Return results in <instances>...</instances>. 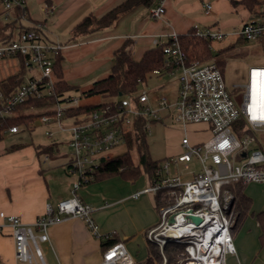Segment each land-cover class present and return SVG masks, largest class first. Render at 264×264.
<instances>
[{"label":"built area","instance_id":"built-area-1","mask_svg":"<svg viewBox=\"0 0 264 264\" xmlns=\"http://www.w3.org/2000/svg\"><path fill=\"white\" fill-rule=\"evenodd\" d=\"M24 3L25 0H1L2 20L10 21L12 8L24 6ZM211 9V3H206V12ZM164 12V3L150 9L151 15L156 18ZM193 28L197 35L211 41L221 40L226 35L215 26L195 25ZM238 34L246 41L258 40L264 36V22L249 20ZM169 41L164 43V64L153 74H172L178 70V86L172 101L166 95L153 101L148 91L140 88L107 101L89 113L70 116L67 110L80 104L78 98L66 96L55 103L51 113H42L39 121L57 122L62 130L67 129L62 124L64 117L72 121L68 127L70 151L67 169L78 175L77 186L93 182V172L101 161L118 155L117 148L124 147V153L135 152L137 128L144 123L143 119L142 128L147 136L152 133L151 125L165 117L180 123L184 131L181 140L183 152L160 162L155 170L156 177L141 190L160 193L163 201L158 205L159 223L147 232V240L161 249L168 243L184 245L185 257L181 262L185 264H227V256L236 252L232 231L235 203L232 192L224 187L234 183L264 182V149L258 145L256 136L257 131L264 130V104L255 106L251 103L253 72L264 70V66L250 68L246 90L235 96L228 88L223 68L217 61H189L178 34H171ZM65 48L67 45L61 42L43 40L40 25L21 30L11 40L0 43V58L23 56L27 69H40L3 101L0 117L16 114L14 107L29 99L56 94L55 61ZM0 99H3L1 89ZM63 101L70 102L65 109L60 108ZM161 110H166L167 114L162 116ZM240 119H244V123ZM200 123L208 125L211 131L206 141H194L189 135L188 125ZM29 127L32 128V124ZM19 131L20 126L15 125L2 133ZM53 136L54 132L49 131L48 138L53 140ZM193 158L201 163V171L191 173L187 178L181 176L177 164L183 162L188 167ZM173 165L175 169H172ZM93 211L92 204L85 202L74 191L70 197L60 199L55 205L48 203L45 213L33 223L0 211V226H11L20 261L47 264L40 243L49 240V229L53 225L79 217L85 220L94 236L103 237ZM191 215L201 217V221H194ZM133 263L125 243L118 241L106 247L101 264Z\"/></svg>","mask_w":264,"mask_h":264},{"label":"crops","instance_id":"crops-1","mask_svg":"<svg viewBox=\"0 0 264 264\" xmlns=\"http://www.w3.org/2000/svg\"><path fill=\"white\" fill-rule=\"evenodd\" d=\"M123 1L25 0L24 6L12 8V17L6 22L1 18L0 5V23L10 22L5 34L12 32L14 37L21 30L40 25L43 40L66 44L60 61L63 79L77 90L107 76L115 62V51L126 42L134 57L140 59L149 48L168 42L171 34H185L199 25L217 27L226 34L223 40L233 46L241 40L238 32L247 21L264 22V0H258L253 11L234 0H155L152 6L140 5L109 27L73 34L86 16L101 17ZM208 2L212 5L209 13ZM162 3L165 12L153 17L150 9ZM22 70L20 57L0 58V82ZM35 73L26 68L24 81ZM6 133L0 135V211L33 223L45 213L48 203L55 205L75 191L94 207L93 217L103 235L94 236L79 217L51 226L49 240L40 243L47 264H101L106 235L125 243L133 264L145 262L150 252L147 232L159 223L160 212L154 193L141 192L147 186L139 177L114 175L77 186L79 177L68 171V160L57 152L58 143L7 145ZM242 193L245 198L232 229L236 252L227 256V264H264L263 227L258 219V213L264 211V182L245 184ZM0 264H28L17 258L12 228L7 224L0 226Z\"/></svg>","mask_w":264,"mask_h":264},{"label":"trees","instance_id":"trees-1","mask_svg":"<svg viewBox=\"0 0 264 264\" xmlns=\"http://www.w3.org/2000/svg\"><path fill=\"white\" fill-rule=\"evenodd\" d=\"M154 1L155 0H125L101 17L88 15L75 26L73 34H88L109 27L138 6H152ZM234 2L244 3L251 11H253L255 6L259 3L258 0H234ZM10 26V22L5 24L0 23V43L7 42L14 37L12 32L5 34V31L10 28ZM178 39L182 49L187 53L189 61L205 62L215 60L222 68L225 64V59L219 56L232 47H226L214 54L211 49L212 41L197 35L194 28L185 34H178ZM241 39L244 40L243 38ZM169 42L170 41L166 43ZM163 49L164 43L157 44L146 50L140 59H136L129 42H126L115 51V62L110 73L103 78L95 80L90 88L84 90L86 95L100 94L107 100L97 104L79 105L75 108H69L67 114L73 116L80 113H89L107 101L116 99L121 95L138 91L140 89V84L146 81L154 70L160 68L164 64L166 57ZM61 57V54L58 55L55 61V70L58 76V79L56 78L55 81L56 94L43 98H32L15 106L14 110L16 114L0 117V135L3 130H7L15 125L25 124L29 127L30 123L33 122L35 118L42 113H51L53 110L52 106L55 105L58 100L65 99L71 90L76 89L75 86L67 83L63 79V72L60 64ZM20 59L23 70L0 82V89L3 92V99H0V109L2 108L3 101L15 93L24 81L26 72L24 57L20 56ZM34 108H45V111L38 113L33 112ZM143 122L145 123V119H143ZM240 122L244 123V119H240ZM144 123H140L137 128L136 158H133L131 153L126 152L118 154L110 160L101 161L98 168L93 172V181L105 179L114 175H122L126 179H136L141 175V167L147 171L151 181L156 177L155 170L159 166V160L151 156L148 136L142 128ZM129 142L132 144L131 138ZM243 186L244 185L241 183H234L224 187L234 195L236 217L234 221L238 220L239 209L242 205L241 200L245 198L242 193ZM155 196L157 205L161 204L163 201L160 198V193ZM258 219L263 227L262 239L264 240V211L258 213ZM115 242H118V238L108 237L102 243L103 248L106 249L108 245ZM184 249V245L178 243H168L161 249L156 243L149 242V256L143 264H164V260L165 264H180L179 259Z\"/></svg>","mask_w":264,"mask_h":264},{"label":"rangeland","instance_id":"rangeland-1","mask_svg":"<svg viewBox=\"0 0 264 264\" xmlns=\"http://www.w3.org/2000/svg\"><path fill=\"white\" fill-rule=\"evenodd\" d=\"M223 39L212 41L211 49L214 54L226 48L228 45H232L228 44ZM219 57L225 59L223 71L226 84L230 91L235 96H237L246 90L245 85H247L249 80L250 67L264 66V36L258 41L246 42L242 39L236 41L230 49L224 51ZM35 71L38 72L40 69L37 68ZM177 77L178 70L172 74L163 73L157 75L151 73L147 80L140 84V88L146 89L153 101L155 98L160 97L161 95H166L169 97V100L172 101L178 85ZM92 84L93 82H89L77 90L73 89L67 94V96L78 98V104L80 105L97 104L106 101L107 99L100 94L86 95L84 93V90L90 88ZM69 105V101H63L60 104V108L65 109ZM44 110L45 108H34L33 112L38 113ZM160 114L165 116L167 112L166 110H161ZM30 124H32V128L27 127L25 124H21L19 125V132L6 133L4 139L7 141V145L15 142L29 143L32 141L36 144L41 143L44 145H49L56 142L58 143L57 152L62 158L68 160L67 154L70 151L68 146L70 130L68 127H70L72 124V121L68 117H64L62 120V124L67 128L66 130L60 129L57 122L41 123L39 121V116L35 118V120ZM188 129L189 135L194 141H206L211 136V131L208 125L204 123L189 124ZM151 130L152 133L148 136L149 150L151 156L154 159L159 160V163L163 162L166 158L178 156L183 152L184 149L181 147V140L184 135V131L183 126L180 123L173 121L171 118L165 117L162 121L154 122L151 125ZM49 131L54 132L53 140L48 138ZM256 136L259 139L258 145L264 149V130L257 131ZM125 151L126 150L124 147H119L116 150V152L119 153H124ZM128 152L131 153L133 158H136V153L134 151ZM237 163L239 164L240 162ZM176 167L179 170V174L185 178H187L191 173H198L202 169V165L197 158H193V160L188 163V167L183 162L178 163ZM172 169H175L174 165ZM70 174L76 177L78 176L76 173ZM120 176L124 178L122 175ZM138 179L140 182H142L143 186L150 185L149 175L143 167H141V175ZM153 196H155V193ZM154 200H156L155 197ZM181 253L182 254L179 259L180 264L185 263L184 261L181 262V260L185 257L184 251Z\"/></svg>","mask_w":264,"mask_h":264},{"label":"bare ground","instance_id":"bare-ground-1","mask_svg":"<svg viewBox=\"0 0 264 264\" xmlns=\"http://www.w3.org/2000/svg\"><path fill=\"white\" fill-rule=\"evenodd\" d=\"M251 94V103L253 105L264 104V70H256L253 72Z\"/></svg>","mask_w":264,"mask_h":264},{"label":"water","instance_id":"water-1","mask_svg":"<svg viewBox=\"0 0 264 264\" xmlns=\"http://www.w3.org/2000/svg\"><path fill=\"white\" fill-rule=\"evenodd\" d=\"M191 218L196 221V222H200L201 221V217L197 216V215H191Z\"/></svg>","mask_w":264,"mask_h":264}]
</instances>
